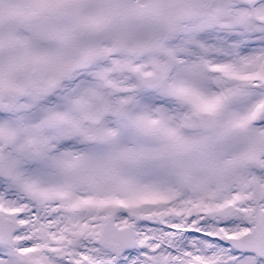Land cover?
Returning a JSON list of instances; mask_svg holds the SVG:
<instances>
[{
	"label": "snow or ice",
	"instance_id": "snow-or-ice-1",
	"mask_svg": "<svg viewBox=\"0 0 264 264\" xmlns=\"http://www.w3.org/2000/svg\"><path fill=\"white\" fill-rule=\"evenodd\" d=\"M0 264H264V0H0Z\"/></svg>",
	"mask_w": 264,
	"mask_h": 264
}]
</instances>
